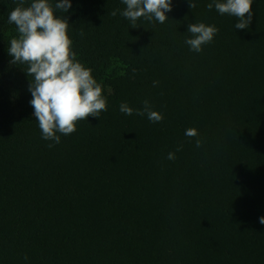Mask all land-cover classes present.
I'll list each match as a JSON object with an SVG mask.
<instances>
[{"label": "trees", "instance_id": "obj_1", "mask_svg": "<svg viewBox=\"0 0 264 264\" xmlns=\"http://www.w3.org/2000/svg\"><path fill=\"white\" fill-rule=\"evenodd\" d=\"M192 2L136 28L122 0L55 12L107 104L55 144L27 66L10 64L18 0H0V264H264V0L243 30L213 0ZM192 23L219 29L199 53ZM145 100L161 122L120 111Z\"/></svg>", "mask_w": 264, "mask_h": 264}, {"label": "clouds", "instance_id": "obj_2", "mask_svg": "<svg viewBox=\"0 0 264 264\" xmlns=\"http://www.w3.org/2000/svg\"><path fill=\"white\" fill-rule=\"evenodd\" d=\"M122 2L126 7L120 15L131 22L132 28H136L140 18L149 21L154 18L163 24L169 18L166 13L172 11V0ZM188 4L190 8L196 7L192 0H188ZM252 4L253 0H213L207 8L212 10L215 7L221 15L234 16L238 21L235 28L243 30L249 28L252 22ZM71 7V0H57L54 5L50 0H31L28 6H25V0H18V6L8 16V22L17 31L7 49L12 58L10 64L27 66L23 71L31 77L28 91L32 95L30 105L34 109L33 115L38 121L42 138L55 144L61 140L57 133L64 136L72 134L78 121L99 118L101 112L107 111L101 85L93 77L91 69L84 67L72 51L68 20L55 15L56 11L67 13ZM117 11L111 15L116 16ZM218 31L214 25L189 24L187 32L190 37L185 43L199 53L204 45L213 42ZM120 111L128 116L134 111L137 115H146L153 123L163 120L162 114L153 111L147 100L143 102L142 110H134L127 103H121ZM185 136L196 138V146H201L202 141L195 128L186 129ZM48 147H53V144ZM167 159L174 160L175 154L169 152ZM259 222L264 224V216L259 218Z\"/></svg>", "mask_w": 264, "mask_h": 264}]
</instances>
